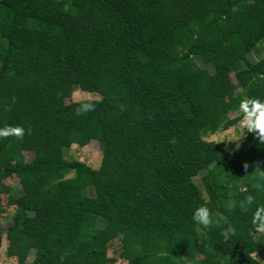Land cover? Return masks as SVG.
Wrapping results in <instances>:
<instances>
[{
	"label": "trees",
	"instance_id": "trees-1",
	"mask_svg": "<svg viewBox=\"0 0 264 264\" xmlns=\"http://www.w3.org/2000/svg\"><path fill=\"white\" fill-rule=\"evenodd\" d=\"M261 41L264 0H0V129L24 130L0 136V243L2 195L15 208L6 257L260 264L255 205H225L255 194L264 143L247 131L228 151L205 137L241 122V99L264 100V56L251 60ZM86 82L100 99L72 102ZM53 117L63 147L99 144V168L25 161L36 125ZM13 178L17 194L6 184ZM200 206L213 220L207 228L193 219Z\"/></svg>",
	"mask_w": 264,
	"mask_h": 264
},
{
	"label": "rangeland",
	"instance_id": "rangeland-1",
	"mask_svg": "<svg viewBox=\"0 0 264 264\" xmlns=\"http://www.w3.org/2000/svg\"><path fill=\"white\" fill-rule=\"evenodd\" d=\"M261 48L256 54H252L251 60L257 61L259 58L264 56V41H261L257 47ZM232 82L236 83L235 76L230 75ZM72 102H79L82 100H99L100 96L94 92L93 84L86 82L80 85V87L72 94ZM235 115H232L234 117ZM247 129L242 126L239 122L235 127H232L226 131H219L216 134L205 137L206 141H214L216 143H223L228 151L236 148L246 137ZM67 158L70 160H76L85 163L87 166L93 169H97L101 162V150L99 144L96 141H91L88 146L81 148L77 145H71L70 147H63L61 144V138L59 135V122L56 117L50 118L43 123L36 125V147L34 152L26 153L24 158L25 161L39 162L48 157ZM196 183L201 185L199 179L195 180ZM6 184L12 190L13 194H17L20 191V185L17 179L13 178L6 181ZM7 196L2 195V205L5 208L1 224L3 229V235L0 243V264H16V260L6 257V240L5 232L12 226L11 217L14 214L15 208L7 206ZM263 237L264 234L256 235V238ZM108 239V233L104 237ZM99 238H97L98 241ZM118 244L114 243L109 248L108 255L110 257H117ZM252 257L257 260L260 264H264V257H260L258 254H253ZM120 261V260H119Z\"/></svg>",
	"mask_w": 264,
	"mask_h": 264
},
{
	"label": "clouds",
	"instance_id": "clouds-1",
	"mask_svg": "<svg viewBox=\"0 0 264 264\" xmlns=\"http://www.w3.org/2000/svg\"><path fill=\"white\" fill-rule=\"evenodd\" d=\"M84 110H90L91 105H84ZM241 113V124L249 132H253L260 142L264 143V100L259 98H244L239 103ZM23 129L20 127H5L0 129V136L16 135L21 136ZM248 164H244L247 169ZM252 173V172H251ZM251 187L255 194L248 193L240 200L229 199L225 207L229 210L239 208L243 212L249 211L255 205V211L252 213L251 223L257 233L264 234V204H257V197L264 195V170L257 168L255 175L251 176ZM193 219L199 225L207 228L212 223V217L206 206H200L193 212ZM224 217L218 218L223 220ZM229 231H233L229 228Z\"/></svg>",
	"mask_w": 264,
	"mask_h": 264
}]
</instances>
